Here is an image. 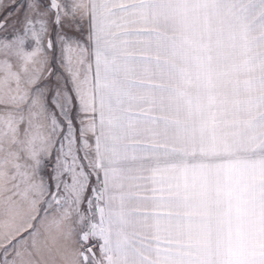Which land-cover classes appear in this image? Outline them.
I'll list each match as a JSON object with an SVG mask.
<instances>
[{
	"label": "snow or ice",
	"instance_id": "1",
	"mask_svg": "<svg viewBox=\"0 0 264 264\" xmlns=\"http://www.w3.org/2000/svg\"><path fill=\"white\" fill-rule=\"evenodd\" d=\"M0 264H264V0H0Z\"/></svg>",
	"mask_w": 264,
	"mask_h": 264
}]
</instances>
